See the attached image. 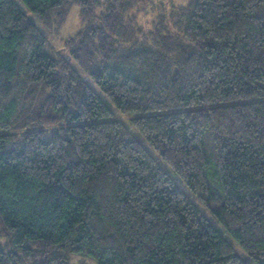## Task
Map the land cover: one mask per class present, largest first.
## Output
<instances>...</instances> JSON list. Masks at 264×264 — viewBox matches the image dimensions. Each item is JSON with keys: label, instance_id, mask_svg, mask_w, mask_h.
Instances as JSON below:
<instances>
[{"label": "trees", "instance_id": "obj_1", "mask_svg": "<svg viewBox=\"0 0 264 264\" xmlns=\"http://www.w3.org/2000/svg\"><path fill=\"white\" fill-rule=\"evenodd\" d=\"M19 1L81 27L55 54L0 0V264H264V101L230 103L264 96V0L148 31L142 0Z\"/></svg>", "mask_w": 264, "mask_h": 264}, {"label": "rangeland", "instance_id": "obj_2", "mask_svg": "<svg viewBox=\"0 0 264 264\" xmlns=\"http://www.w3.org/2000/svg\"><path fill=\"white\" fill-rule=\"evenodd\" d=\"M15 1L20 7V9L28 17H30L36 24H38V26H40V24L36 21V19L32 17L33 15L26 9L24 4L20 2L19 0H15ZM187 2L188 0H142V2L139 5H137L135 9L131 12V14L135 17L138 26L142 27L144 31H148L151 29L152 24L155 21L157 15H159L160 13L169 12L172 6H185ZM80 27H81V21L79 17V7L76 5L71 8L65 24L60 28L59 31L45 30L44 28L40 26V29L43 31L47 39L46 50L55 52V54L63 53V49H62L63 41L69 36L75 34L77 30H79ZM102 97L105 99L103 95ZM256 101H264V96L254 97L251 99H241L237 101H232L230 103L231 104H245V103L256 102ZM215 105L217 104H211L210 106H215ZM110 107L113 112V118L116 120L126 122L127 125H129V119L131 120V118L135 116V115L125 116L119 113L117 110H115V108L112 105H110ZM204 107L207 108L208 105H205ZM140 140L145 144L142 138ZM153 155L155 156L154 153ZM180 185L182 186L183 190L188 192L187 189L181 183ZM193 200L197 203L196 199H193ZM204 212L210 218L208 213L206 211ZM228 239L233 244L238 254L242 256L245 255L244 252L239 248V246L229 236H228ZM70 264H94V263L90 261L88 257L80 256V255H71Z\"/></svg>", "mask_w": 264, "mask_h": 264}]
</instances>
